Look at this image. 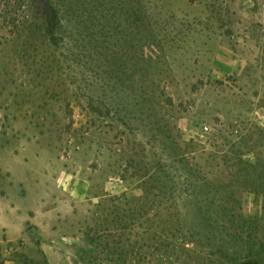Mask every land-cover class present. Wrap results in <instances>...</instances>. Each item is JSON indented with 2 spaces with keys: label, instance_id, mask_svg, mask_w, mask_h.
I'll return each instance as SVG.
<instances>
[{
  "label": "rangeland",
  "instance_id": "1",
  "mask_svg": "<svg viewBox=\"0 0 264 264\" xmlns=\"http://www.w3.org/2000/svg\"><path fill=\"white\" fill-rule=\"evenodd\" d=\"M200 206L264 240V0H0V264H251Z\"/></svg>",
  "mask_w": 264,
  "mask_h": 264
},
{
  "label": "trees",
  "instance_id": "2",
  "mask_svg": "<svg viewBox=\"0 0 264 264\" xmlns=\"http://www.w3.org/2000/svg\"><path fill=\"white\" fill-rule=\"evenodd\" d=\"M47 1V0H46ZM48 8L45 9L46 17L49 21L51 18H55L56 10L49 3ZM47 6V5H46ZM230 198V195L227 197ZM200 215L204 218L203 220L208 223L209 229L207 230L206 237L211 241L212 246L216 248L218 252H220L222 257L229 258L232 261H240L242 259H248L251 264L261 263L262 258L259 255V252L254 253V249H258L264 247V240L258 238H251L250 235L244 237L239 235V233H231L224 232L218 230V220L212 219L209 210L200 206L199 208ZM225 209V208H224ZM211 239H216L217 242H212ZM237 243V244H236ZM231 255V256H229ZM252 256L253 259H252Z\"/></svg>",
  "mask_w": 264,
  "mask_h": 264
},
{
  "label": "crops",
  "instance_id": "3",
  "mask_svg": "<svg viewBox=\"0 0 264 264\" xmlns=\"http://www.w3.org/2000/svg\"><path fill=\"white\" fill-rule=\"evenodd\" d=\"M7 263H9V262H5V264H7Z\"/></svg>",
  "mask_w": 264,
  "mask_h": 264
}]
</instances>
